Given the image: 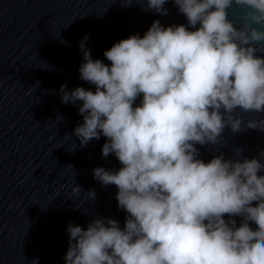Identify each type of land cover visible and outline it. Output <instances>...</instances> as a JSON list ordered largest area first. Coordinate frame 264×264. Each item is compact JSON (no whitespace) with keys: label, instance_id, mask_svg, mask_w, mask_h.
I'll return each instance as SVG.
<instances>
[{"label":"clouds","instance_id":"clouds-1","mask_svg":"<svg viewBox=\"0 0 264 264\" xmlns=\"http://www.w3.org/2000/svg\"><path fill=\"white\" fill-rule=\"evenodd\" d=\"M167 2L147 0L145 10L167 15ZM173 2L196 30L156 20L142 38L106 50L110 66L92 58L86 34L80 79L95 91L61 85L63 103L82 102L81 145L102 135V155L122 165L93 174L118 188L126 212L123 228L106 217L87 229L69 224L66 264H264V163L223 155L205 162L195 147L221 143L226 127L264 130V119L244 121V114L264 113V56L256 55L264 45V0ZM233 6L246 9L239 25L229 18Z\"/></svg>","mask_w":264,"mask_h":264},{"label":"water","instance_id":"water-1","mask_svg":"<svg viewBox=\"0 0 264 264\" xmlns=\"http://www.w3.org/2000/svg\"><path fill=\"white\" fill-rule=\"evenodd\" d=\"M164 7L167 15L145 10L147 0L131 6L124 0H0V264H66L69 224L87 229L106 217L124 227L118 188L102 186L93 174L97 167L118 171L122 165L114 154L102 155V135L81 145L75 128L83 123L82 102L63 103L60 88L95 91L80 79L79 43L86 34L92 58L110 66L104 52L131 35L142 38L156 20L165 28L183 24L196 30L173 0ZM245 12L233 6L229 18L239 25ZM257 48L256 55L264 56V45ZM142 99L141 94L133 107ZM249 119H264V113L244 114L245 124ZM195 147L205 162L223 155L264 163V130L233 133L226 127L221 143ZM235 219L239 225L242 217Z\"/></svg>","mask_w":264,"mask_h":264}]
</instances>
